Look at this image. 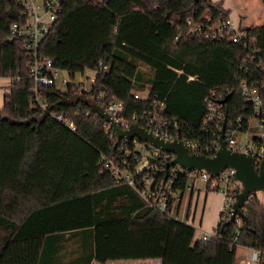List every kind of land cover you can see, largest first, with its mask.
I'll use <instances>...</instances> for the list:
<instances>
[{
    "label": "trees",
    "instance_id": "1",
    "mask_svg": "<svg viewBox=\"0 0 264 264\" xmlns=\"http://www.w3.org/2000/svg\"><path fill=\"white\" fill-rule=\"evenodd\" d=\"M21 10L20 0H0V76L11 79L0 106V264H61L70 239H76L77 254L64 264L149 258L235 264L239 244L260 249L264 264V203L257 194L246 204L247 221L221 216L216 234L200 241L194 225L151 207L100 164L115 141L105 134L104 120L86 114L89 106L77 101V85L39 86L48 110L68 111L76 132L31 101L27 40L10 39L11 25L24 21ZM208 15L232 16L221 0H63L40 53L73 73L98 69L103 59L109 68L97 75L94 92L122 100L125 118L163 100L168 114L196 132L211 88L230 94L229 118L245 111L233 89L251 74L240 64L264 62V23L241 28L248 42L233 41L231 32L206 39L185 27L188 18ZM142 65L150 67L148 78ZM146 88L147 99L135 98V90ZM187 183L182 174L175 186L183 194Z\"/></svg>",
    "mask_w": 264,
    "mask_h": 264
},
{
    "label": "built area",
    "instance_id": "2",
    "mask_svg": "<svg viewBox=\"0 0 264 264\" xmlns=\"http://www.w3.org/2000/svg\"><path fill=\"white\" fill-rule=\"evenodd\" d=\"M62 2L63 0H20L24 21L22 23L14 22L11 25L10 39L19 37L27 40L29 55L31 56V73L35 80L30 99L37 107L48 111L53 118L62 122L72 131H77V124L68 117V111H59L57 108L48 110L49 103L39 89L40 85L54 84L61 88L58 82L59 74L65 71L69 77H63L60 82L66 87L69 83L77 85L79 89L77 97L83 94L89 101L100 103L120 127L128 128L131 123L139 122L164 139L174 140L176 138L183 140L190 152L207 155L216 153L221 146L220 132L217 130L222 129L223 119L226 115L224 138L227 146L232 150L251 154L255 163L259 164L264 157V62L260 59L253 61L246 59L240 64L241 69L250 72L251 75L249 78L240 81L233 89L242 97L245 111L232 118L228 116L230 94L218 87L211 88L204 99L206 112L196 132L189 128L187 122L175 115L168 114L163 100L151 103L147 110L141 114L135 113L131 119L125 118L123 115L125 103L122 100L117 97H109V93L103 90L94 92L93 85L97 81V75L109 68V65L103 59L99 61L98 69L87 68L84 71L73 73L55 67L52 58L45 57L40 53L44 37L50 32L59 12H61ZM185 27L191 34H198L206 39H218L231 32L233 41L248 42L246 31L242 30L240 24H237L231 16L225 19H213L212 16L208 15L197 21L188 18ZM255 51L259 52L260 48H256ZM1 78L8 79L7 86L9 87L11 79L0 76ZM86 78H90L92 81L90 87L84 83ZM194 79V76L188 77L189 81ZM2 87L3 85L0 84V89ZM134 96L137 99L145 100L149 97V90L147 88L135 90ZM226 96L227 99H225ZM77 101H83V98L78 97ZM89 108L86 110V114L95 113L96 116H100L104 120L103 129L105 134L113 142L115 141V144L111 143L109 145L110 151L101 153L99 162L112 173L117 182L129 184L151 207L159 212L178 217L177 202L182 200L186 191H193L197 188V180H202L206 183L208 191H217L223 195L224 200L220 217L230 218L233 203L236 200V193H239L243 187L242 182L236 177L235 168L227 167L219 175L211 176L205 169L189 171L176 163L169 167L168 176L164 181L165 169L163 163L175 157L173 152L164 151L149 142L142 141L138 137L118 139L110 122L90 106ZM82 110L83 105L80 104L77 114ZM251 131H256L258 136L252 138L251 143L241 144L237 139L238 133H242L244 138L247 139ZM138 145H141L148 154L145 155L139 151ZM182 174L188 176V183L183 194L175 186ZM237 221L240 223L242 218L237 217ZM215 234V230L203 232L198 240H209ZM261 253L260 249L251 248V253L242 260L241 264H259Z\"/></svg>",
    "mask_w": 264,
    "mask_h": 264
},
{
    "label": "water",
    "instance_id": "3",
    "mask_svg": "<svg viewBox=\"0 0 264 264\" xmlns=\"http://www.w3.org/2000/svg\"><path fill=\"white\" fill-rule=\"evenodd\" d=\"M198 1L195 0V2ZM78 97L83 98V101L87 105L110 122L118 139L138 137L142 141L149 142L157 148L167 152H173L175 157L163 163L165 169L164 181L168 176L169 167L176 163L189 171L205 169L211 176L219 175L227 167L235 168L236 177L242 182L243 187L239 193H236V200L233 203L228 221L232 222L237 217H241L244 221H247V214L244 210L247 201L251 196L257 194L258 191H264V157L259 164H256L251 154L244 151L232 150L227 146L224 138L226 115L223 119L222 129L217 130L220 132L219 140L221 146L214 155H207L199 152H190L183 140L176 138L174 140L164 139L139 122L131 123L128 128H122L100 103L89 101L83 94H80ZM225 99H227V96Z\"/></svg>",
    "mask_w": 264,
    "mask_h": 264
},
{
    "label": "rangeland",
    "instance_id": "4",
    "mask_svg": "<svg viewBox=\"0 0 264 264\" xmlns=\"http://www.w3.org/2000/svg\"><path fill=\"white\" fill-rule=\"evenodd\" d=\"M219 1V0H218ZM223 3V6L227 8V6L231 9V14L233 17L238 19V22L241 26L242 29H246L248 27H254L260 24L264 23V2L262 0H221ZM227 4V6H226ZM141 69L145 72V78H148L150 76V67L147 65H142ZM63 77H69L65 71L60 72L59 74V79L58 82L60 84L61 89H65L66 85L61 83V79ZM93 77V76H90ZM6 81V79H5ZM2 81V82H5ZM88 87L92 85V81L90 78H86V81L84 82ZM8 91V87H2L0 90V106L3 105L4 102V93ZM258 136V133L256 131H251L249 134V138L245 139L244 135L242 133H238L237 139L241 144H247L251 143V139ZM138 150L144 153L145 155L148 154L146 150H143L141 145L137 146ZM197 188L200 187L202 190H207L206 183L202 180H197L196 183ZM258 197L264 203V191H258L257 193ZM199 200V202H198ZM202 204H203V197L201 196L200 199L195 197L193 200L190 199V193H187L184 195V200L181 203V210L179 212L178 217L182 220L187 219V213L191 208L192 213L195 211L196 205L198 206V215L197 219L199 220L200 214H201V209H202ZM177 205H179V202H177ZM209 210V208H208ZM206 209L205 216H204V221L203 224L196 225V230L198 233H203V232H212L211 229L207 230L208 228H211V226H214L215 224V215L213 214L214 212H210ZM176 214V212H175ZM198 220L196 222L198 223ZM214 231V230H213ZM76 239H70L69 242L65 244V251H66V256L64 257L65 260H68L72 258L74 255H76V252H73V249H76V245L74 244V241ZM72 251V255H71ZM245 247H239L238 248V255L236 259V264L239 263V260L241 258H245L247 254L249 255L251 251Z\"/></svg>",
    "mask_w": 264,
    "mask_h": 264
},
{
    "label": "crops",
    "instance_id": "5",
    "mask_svg": "<svg viewBox=\"0 0 264 264\" xmlns=\"http://www.w3.org/2000/svg\"><path fill=\"white\" fill-rule=\"evenodd\" d=\"M214 1H218V0H214ZM225 2V0H224ZM226 3V2H225ZM227 6V4H226ZM227 8H229L227 6ZM233 17V15L231 16ZM236 21L237 24H239L238 22V19L233 17ZM6 78H1L0 79V84L3 85V87H8V79ZM2 81H5V82H2ZM1 90V89H0ZM8 91H9V87H8ZM4 93V96L6 93ZM4 104V102H3ZM3 106V105H2ZM197 187V186H196ZM187 193H190V199L193 200L195 197H197L198 199H200V197L202 196L203 197V204H202V209H201V214H200V217H199V220L196 218L197 217V213H198V206L196 205L195 207V211L192 213L191 211V208L190 210L188 211L187 213V222L194 225L196 227V225H202L203 224V221H204V216H205V212H206V209L208 210L209 208V213L210 212H214L213 214L215 215V224L214 226H211V228H208L207 230L211 229V231H213L215 229V227L217 226L218 224V221H219V218H220V211H221V208H222V204H223V195L220 193V192H217V191H208V190H202L200 187L194 189L193 191H186L184 194H183V198L182 200L179 201V205H178V215H179V212L181 210V203L182 201L184 200V195L187 194ZM199 202V200H198ZM196 220H198V223L196 222ZM206 232V231H205ZM202 235V233H196V238H200ZM245 247L249 250V252L251 251V247L249 246H246V245H237V253H236V257L238 255V248L239 247ZM248 252V253H249ZM248 257V254L247 256ZM245 257V258H246ZM245 258H241L239 260V263L238 264H241L242 260L245 259ZM237 259V258H236ZM65 261H61V264H64ZM60 263V262H59ZM91 264H162V259L161 258H149V259H115V260H109L105 263H101V262H98V261H93ZM236 264V262H235Z\"/></svg>",
    "mask_w": 264,
    "mask_h": 264
}]
</instances>
